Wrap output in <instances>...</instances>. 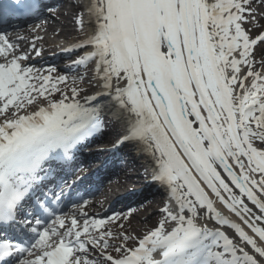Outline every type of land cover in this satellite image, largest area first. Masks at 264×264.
<instances>
[{"label":"snow or ice","instance_id":"6c2138e0","mask_svg":"<svg viewBox=\"0 0 264 264\" xmlns=\"http://www.w3.org/2000/svg\"><path fill=\"white\" fill-rule=\"evenodd\" d=\"M257 8L264 12V0H89L93 34L64 51L100 94L76 87L77 78L69 94L60 70L25 63L40 48L18 51L0 34V264H179L209 229L219 264H264ZM97 96L120 110L121 143L140 146L170 205L138 241L123 230L131 222L123 210L89 213L85 197L94 193L66 180L89 137L106 127ZM34 102L46 106L27 112Z\"/></svg>","mask_w":264,"mask_h":264},{"label":"bare ground","instance_id":"6f19581e","mask_svg":"<svg viewBox=\"0 0 264 264\" xmlns=\"http://www.w3.org/2000/svg\"><path fill=\"white\" fill-rule=\"evenodd\" d=\"M92 2L94 3L95 0H92ZM88 3H89V0H82V3L80 5L76 7L68 6L67 9L60 11V15L58 16L60 18L59 24H58L60 26L59 29L48 23L43 24V27L48 32L54 34V38L52 39V41L50 43H48L47 41H44V44L49 45L55 49L62 50V49L68 48L71 45L73 46V45L79 44L83 42L86 38H88L90 35H92L93 27L95 24V17L94 15H90L88 13L87 11ZM260 12L261 11H259V9L257 8L256 16L264 17V15H260ZM81 16L84 18V21H85L84 26H78L75 23V20L79 19ZM263 22H264V19H261L259 20V23L254 24L253 27L259 28L263 24ZM39 43H40L39 39H37L35 42V45H38ZM17 44L20 46L21 49H24L30 46L29 43L25 42L24 40H19ZM42 52L49 54V51L47 49H43ZM73 69H75V74L73 75V78H77L76 86L78 88L86 90L87 94H92L93 91L102 89V87H100L97 84V82L94 80L85 79L83 82L80 81L79 79L80 76H84V77L88 76V73L84 67H81L79 69L73 67ZM39 99L42 100L43 98H39ZM39 107H45V104H41ZM39 107L36 110H38ZM108 107H109V110L113 111L116 114V116L119 118L113 121V122L118 121L119 124L110 123V130L116 129L117 133L115 135H117L118 133L123 134L125 130V121H124L122 114L120 113V110L118 108H113L110 103L108 104ZM110 137L111 136L109 135L108 136L104 135L103 139L108 140ZM125 147H128L130 151L127 150ZM119 149L122 150V153H125L128 161L130 162L129 165H131V167H134L135 171H139L138 175L142 177L147 176L146 178L149 177L151 183H149L150 185H147V183H144L145 184L144 187H146L151 193H155L156 191H158V189L160 192H162L160 195H156L159 197V199L155 198L156 199L155 200L154 198H152L153 202L148 205H145L143 208H141V210L136 211L135 209H132L131 211L133 212L132 218L134 219L130 223H128V221L125 222V227H127L126 234L132 236L136 240L137 238H140L143 235V233H145V231H148L149 228H151L152 223H153V218L155 215H149L146 217L143 215L145 210L147 208H156V206L158 207L160 205H164L165 207H170V205L166 198L164 189L159 185V183L153 182V179H152L153 171H154L153 164L146 157V155L142 153L140 146L122 143ZM124 171H125V168L117 169L115 175H113L111 178H109L103 183L99 192L106 193L108 191H111L115 196H117L120 194L121 191L126 190L127 189L126 180H128L129 178H126L125 180H123L124 177H122L120 174ZM155 186H157L158 188ZM154 187L156 189L152 192V189H154ZM102 199H103V196L99 193L97 197V201L100 202ZM104 200H107V198H104ZM218 210L222 211L224 215H230L227 212V209L223 208V206L218 205ZM149 218H150L149 221H146L143 223L140 222L141 219L144 220V219H149ZM203 222H204L203 220L199 221V223H203ZM213 224L214 222H212V224H210L209 226L211 227L213 226ZM213 235H214L216 244L219 245V248H220L221 245H220L219 237L217 236L215 232H213ZM233 238L238 239L237 237H233ZM256 239H257L258 245L264 246V242H260L258 238ZM205 246H207V244H205ZM246 250H248L250 254L256 256L257 259H262L258 256V254H256L250 248V246L247 247Z\"/></svg>","mask_w":264,"mask_h":264},{"label":"rangeland","instance_id":"374dc122","mask_svg":"<svg viewBox=\"0 0 264 264\" xmlns=\"http://www.w3.org/2000/svg\"><path fill=\"white\" fill-rule=\"evenodd\" d=\"M262 14H264V12H262ZM263 25H264V23H263ZM259 59H260V57L258 56V57L256 58V61L258 62ZM156 199H159V197L156 196ZM156 199H155V200H156ZM156 202H157V201H156ZM157 204H158V203H157ZM157 204H156V205H157ZM156 205H155V206H156ZM161 206H162V205H160V206H158V207L156 206V208L148 209V210H147L146 212H144V214H143L144 216H147V215H155L154 218H153L152 226H154V224H156V223L160 220V218H163L162 215H161V217H160V213H159L160 210H158L159 208H161ZM133 219H134V218H132L131 221H133ZM149 220H150V218H149V219H144V220L141 219L140 222L143 223V222H146V221H149ZM152 226H151V227H152ZM125 228H126V227L124 226V228H123L124 231H125ZM151 229H152V228H150V230H151ZM114 230H115V231H119L120 229L115 228ZM150 230H149V231H150ZM138 239H141V238H137L136 240L138 241ZM128 242H130V241H128ZM132 242H133V241H132Z\"/></svg>","mask_w":264,"mask_h":264}]
</instances>
